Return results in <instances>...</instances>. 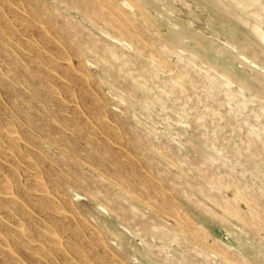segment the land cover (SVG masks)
<instances>
[{
  "label": "rangeland",
  "instance_id": "1",
  "mask_svg": "<svg viewBox=\"0 0 264 264\" xmlns=\"http://www.w3.org/2000/svg\"><path fill=\"white\" fill-rule=\"evenodd\" d=\"M3 1L0 0V125L3 126H0L3 132L0 133V242L5 241L0 244V264H264V229H260L264 223V193L261 192L264 191V143H261L264 141V0H123L120 4L116 0H97L99 6L105 2V7L104 3L100 7L93 5L91 0ZM113 3L119 4L118 7L123 5L120 9ZM108 4L111 6L106 9ZM124 4H129L131 8ZM36 14H39V22ZM108 15L113 16L115 21L117 19L116 23L120 22L121 27L115 25L114 19L110 20L112 18ZM123 17L130 23H126L128 26ZM10 23H13L12 26ZM22 31H26L25 34ZM92 34H95L96 40ZM76 39L79 41L76 42ZM97 40L100 45L97 44L99 47L96 48ZM75 46L80 48L78 52ZM36 55L39 59H36ZM58 56L64 58L57 59ZM167 64L171 67H167ZM98 110L105 117L97 114ZM214 112L215 115L212 114ZM76 126H79L78 129ZM116 127L119 131L115 130ZM90 129H93L92 132ZM246 134L251 137L247 138ZM125 135H128V139ZM257 137L259 140H256ZM126 140L129 143L126 144ZM55 142L61 144L56 145ZM259 143L262 146L259 147ZM8 147L11 149L8 150ZM162 149H167V152ZM258 150L263 152L260 154ZM77 156L79 163L75 160ZM149 162L153 168L147 164ZM202 167L211 170L208 171L210 176L203 173ZM197 168L201 169V173ZM117 172H121L118 173L120 176ZM217 176L222 180L218 181ZM19 177L21 179L18 181ZM91 177L97 178V182L94 179L93 184ZM150 182H153V186ZM195 182L198 183L193 189ZM172 183L180 185H175L176 191ZM184 183L187 187H184ZM198 184L204 188H201L203 194L199 192ZM205 188L211 190L210 193ZM181 193L186 194V199ZM208 193L213 195L207 197ZM253 193H256V198ZM245 194L247 197L249 195L250 200ZM188 195L190 198H187ZM258 195L262 198H258ZM152 196L160 199H153L155 197ZM252 199L260 202L256 204ZM153 204L157 207L154 208ZM230 207L234 214L229 211ZM205 208H209V211H205ZM157 212L160 214L157 215ZM220 215L226 219H221ZM256 216L263 222L257 220ZM186 218L191 222L185 221ZM196 224L199 226L196 227ZM198 228L202 231L199 235L197 233L201 231ZM259 229L262 231L258 232ZM95 231L99 235L96 236ZM49 237L55 238L54 242H50L53 239ZM196 239L201 243H195ZM204 239L207 240L203 242ZM206 244L209 246L206 247ZM225 246L228 250H224ZM217 247H220L221 253ZM17 258L21 262L17 263Z\"/></svg>",
  "mask_w": 264,
  "mask_h": 264
},
{
  "label": "bare ground",
  "instance_id": "2",
  "mask_svg": "<svg viewBox=\"0 0 264 264\" xmlns=\"http://www.w3.org/2000/svg\"><path fill=\"white\" fill-rule=\"evenodd\" d=\"M4 1H5V0H4ZM4 1H3V2H4ZM36 1H37V0H36ZM41 1H42V0H41ZM73 1H75V0H73ZM80 1H81V0H80ZM83 1H84V0H83ZM83 1H82V2H83ZM88 1H89V0H88ZM91 1H92L91 4L96 5L97 7H100V6L104 3L103 7H105V2H102V4L100 3V6H99V4H97V0H91ZM102 1H104V0H102ZM125 1H126V0H125ZM106 2L109 3L108 1H106ZM116 2H119V4H120V3H123V0H116ZM1 3H2V2H1ZM5 3H6V2H5ZM12 3H13V2H12ZM76 3H77V2H76ZM125 3H127V2H125ZM3 4H4V3H3ZM13 4H14V3H13ZM16 4H17V3H16ZM44 4H45V3H44ZM44 4H43V5H44ZM72 4H73V3H72ZM119 4L115 5V4L113 3V5H115L116 7H118ZM8 5H9V4H8ZM22 5H23V4H22ZM29 5H30V4H29ZM45 5H47V3H46ZM122 5H123V4H122ZM122 5H121L120 7H118V8L121 9ZM124 5H125V4H124ZM126 5H129V4H126ZM126 5H125V6H126ZM132 5H133V4H132ZM74 6H75V5H74ZM106 6H108V7L106 8V9H108V8L111 6V4H110V6H109V4L106 5ZM15 7H16V6H15ZM17 7H18V6H17ZM32 7H33V6H32ZM50 7H52V6H50ZM94 7H95V6H94ZM118 8H117V9H118ZM129 8H131L130 5H129ZM51 9H52V8H51ZM51 9H50V10H51ZM97 9H98V8H97ZM97 9H96V10H97ZM101 9H102V8H101ZM32 10H33V9H32ZM109 10H110V9H109ZM112 10H114V9L112 8V9H111V12H112ZM3 11H4V10H3ZM23 11H24V9H23ZM56 11H57V10H54V12H56ZM93 11H94V10H93ZM124 11H126V10H124ZM113 12H114V11H113ZM113 12H112V13H113ZM4 13H5V12H4ZM16 13H17V12H16ZM27 13H29V12H27ZM57 13H58V12H57ZM57 13H56V14H57ZM91 13H92V12H91ZM95 13H96V12H95ZM100 13H102V10L100 11ZM108 13H110V12H108ZM116 13H117V12H115L114 15H116ZM121 13H122V12H121ZM13 14H14V13H13ZM29 14H30V13H29ZM32 14H33V13H32ZM46 14H47V13H46ZM46 14H45V15H46ZM56 14H55V15H56ZM58 14H59V13H58ZM93 14H94V13H93ZM98 14H99V13H98ZM124 14H127V13L125 12ZM5 15H6V13H5ZM36 15L38 16L36 20L40 19V18H39V14H36ZM103 15H104V13H103ZM127 15H128V14H127ZM127 15H125V16H127ZM29 16H30V15H29ZM33 16H34V15H33ZM58 16H59V15H58ZM60 16H61V15H60ZM96 16H97V15H96ZM99 16H100V14H99ZM101 16H102V15H101ZM109 16H110V17H109ZM118 16L121 18V16H120L119 14H118ZM3 17H4V16H3ZM12 17H13V15H12ZM16 17L18 18L17 15H16L15 17H13V18L17 19ZM19 17H21V18L23 19L22 16H19ZM30 17H32V16H30ZM69 17H70V16H69ZM69 17H68V18H69ZM108 17H109V18H112V19H110V20H113V19H114L113 16H111V15H108ZM128 17H129V15H128ZM61 18H63V17H61ZM66 18H67V17H66ZM66 18H64V19H66ZM106 18H107V17H106ZM106 18H105V20H106ZM120 18H119V19H120ZM123 18H124V17H123ZM7 19H8V18H6V17L4 18V20H6V21H7ZM22 19H20V20L22 21ZM25 19H26V18H25ZM121 19H122V18H121ZM0 20H1V18H0ZM34 20H35V18H34ZM43 20H44V19L41 20V21H42L41 24H43ZM105 20H104V21H105ZM110 20H109V22H111ZM129 20H130V17H129ZM13 21H14V20H13ZM26 21H27V20H26ZM28 21H30V20H28ZM114 21H115V19L113 20V23L115 24L116 21H118V20L116 19V21H115V22H114ZM119 21H120V20H119ZM123 21H125V24H126V23H127V24L129 23L128 20H127L126 18H124ZM132 21H133V20H132ZM9 22H10V21H9ZM9 22H7V23H9ZM36 22H37V21H36ZM38 22H39V20H38ZM133 22H135V21H133ZM28 23H29V22H28ZM68 23H70V21H69ZM113 23H112L111 25H113V27H114V24H113ZM118 23H119V24H118ZM118 23H116L117 26L120 25V22H118ZM10 24H11V26H12L13 23H10ZM33 24L36 25L37 23L34 22ZM64 24H65V23H64ZM64 24H63V25H64ZM116 24H115V25H116ZM125 24H124V25H125ZM127 24H126V25H127ZM129 24H130V23H129ZM16 25H17V23H16ZM16 25H15V26H16ZM22 25H23V24H22ZM71 25H72V24H70V26H71ZM32 26H33V25H32ZM45 26H46V25H44V27H45ZM47 26H48V24H47ZM70 26H68V27H70ZM127 26H128V25H127ZM135 26H136V25H135ZM8 27H9V26H8ZM19 27H20V26H19ZM19 27H18V28H19ZM28 27H29V25H28ZM28 27L26 26V28H28ZM74 27H75V26H74ZM119 27H121V26H119ZM21 28H22V27H21ZM46 28H47V27H46ZM66 28H67V25H66ZM72 28H73V26H72ZM114 28H115V27H114ZM127 28H128V27H127ZM129 28H131V26H129ZM132 28H133V27H132ZM3 29H4V28H3ZM42 29H43V28H42ZM48 29H49V28H48ZM74 29H75V28H74ZM119 29H120V28H118V30H119ZM121 29H122V28H121ZM135 29H137V28H135ZM19 30H20V28H19ZM25 30H26V29H25ZM30 30H31V29H30ZM40 30H41V29H40ZM131 30H132V29H131ZM5 31H6V29H5ZM84 31H85V30H84ZM124 31H125V35H126V34H127V32H126L127 30L125 29ZM22 32H24V31H22ZM25 32H26V31H25ZM25 32H24L23 34H25ZM48 32H50V31L48 30ZM86 32H87V31H86ZM131 32H133V30H132ZM3 33H4V32H2V34H3ZM17 33H18V32H17ZM133 33H134V32H133ZM138 33H139V31H138ZM4 34H5V33H4ZM87 34H89V36L91 35V33H90L89 31H88ZM48 35H49V34H48ZM94 35H95V34H94ZM94 35L92 34V36H94ZM129 35H130V33H128V36H129ZM10 36H12V34H11ZM13 36H14V35H13ZM13 36H12V37H13ZM54 36H55V35H54ZM57 36H58V34H57ZM79 36H80V35H79ZM79 36H78V38H79ZM131 36H132V34H131ZM141 36L143 37L142 34H141ZM8 37H9V36H8ZM45 37H46V35H45ZM50 37H51V36H50ZM76 37H77V36H75L73 40H75ZM90 37H91V36H90ZM90 37H89V38H90ZM132 37H133V36H132ZM60 38H61V37H60ZM93 38H95V36H94ZM93 38H92V39H93ZM97 38H98V36H97ZM134 38H135V37H134ZM10 39H11V38H10ZM33 39H34V38H33ZM48 39H49V38H48ZM58 39H59V38H58ZM58 39H57V40H58ZM81 39H82V37L80 36V40H81ZM92 39H91V40H92ZM126 39H127V38H126ZM136 39H137V38H136ZM28 40H29V39H28ZM30 40H31V39H30ZM95 40H96V38H95ZM128 40H130V38H129ZM17 41H18V40H17ZM17 41H15V42L17 43ZM52 41H53V40H52ZM58 41H59V40H58ZM58 41H57V42H58ZM60 41H61V40H60ZM77 41H79V39H78V40L76 39V42H77ZM81 41H82V40H81ZM89 41H90V40H89ZM93 41H94V40H93ZM151 41H152V40H151ZM87 42H88V41H87ZM96 42H97V43H95V44H96L95 47L97 48V46L100 45V44H98L100 41L97 40ZM146 42H147V41H146ZM18 43H19V42H18ZM49 43H50V42H49ZM60 43H61V42H60ZM60 43H59V44H60ZM80 43H81V42H80ZM80 43H79V44H80ZM101 43L103 44V42H101ZM7 44H8V43H7ZM9 44H10V43H9ZM20 44H21V43H20ZM22 44H23V43H22ZM29 44H30V43H29ZM72 44H73V42H72ZM92 44H93V43H92ZM97 44H98V45H97ZM150 44H151V43H150ZM26 45H28V43H27ZM26 45H25V46H26ZM60 45H61V44H60ZM73 45H74V44H73ZM86 45H87V44H86ZM151 45H152V44H151ZM76 46H77V44H76ZM76 46H75V47H76ZM184 46H185V45H184ZM4 47H5V46H4ZM20 47H21V46H20ZM98 47H99V46H98ZM109 47H112V46H109ZM109 47H108V48H109ZM129 47H130V46H129ZM153 47H155V46H153ZM6 48H7V46H6ZM36 48H37V47H36ZM62 48H63V43H62ZM62 48H61V50H63ZM70 48H71V45H70ZM102 48H103V47H101V49H102ZM136 48H137V44H136ZM31 49H32V47H31ZM92 49H93V45H92ZM148 49H149V48H148ZM156 49H157V48H156ZM42 50H43V48H42ZM61 50H60V51H61ZM64 50H65V49H64ZM76 50H77V52H78V51L80 50V48L77 49V47H76ZM94 50H95V49H94ZM139 50H140V49H139ZM26 51H27V50H26ZM29 51H30V49H29ZM69 51H70V49H69ZM99 51H100V50H99ZM105 51H106V50L104 49V52H105ZM66 52H67V51H66ZM75 52H76V51H75ZM96 52H97V51H96ZM151 52H152V50H151ZM151 52H150V53H151ZM158 52H159V51H158ZM31 53H32V52H31ZM39 53H40V52H39ZM39 53H38V56H39ZM61 53H63V52H61ZM61 53H60V54H61ZM70 53H72V50H71ZM70 53H69V54H70ZM50 54H51V53H50ZM58 54H59V53H58ZM58 54H57V55H58ZM60 54H59V55H60ZM104 54H105V53H104ZM104 54H103V55H104ZM154 54H155V53H154ZM15 55H16V54H15ZM62 55H63V54H62ZM62 55H61V56H62ZM65 55H66V54H65ZM65 55H63V56H65ZM38 56H37V55L35 56L36 59H37ZM51 56H52V55H51ZM68 56H69V55H68ZM80 56H81V55H80ZM80 56H77V57H78V58H81ZM41 57H42V56H41ZM53 57H54V56H53ZM101 57H102V55H101ZM152 57H153V58H156V57H154V56H152ZM29 58H30V57H29ZM58 58H60V59L62 58V59H63L64 57H59V56H58L57 59H58ZM69 58H70V56H69ZM69 58H68V59H69ZM103 58H104V57H103ZM36 59H34V61H38V60H36ZM38 59H39V57H38ZM65 59H66V58H65ZM30 60H33V59H30ZM44 60H45V59H44ZM49 60H50V59H49ZM106 60L109 61L110 59L108 60V59H107V56H106ZM161 60H162V59H161ZM3 61H4V60H3ZM16 61H17V60H16ZM46 61L48 62V59H47ZM63 61H64V60H63ZM19 62H20V61H19ZM32 62H33V61H32ZM47 62H45V63H47ZM50 62H52V60H51ZM81 62H82V59H81ZM160 62H161V61H160ZM170 62H171V61H170ZM3 63H4V62H3ZM36 63H37V62H36ZM41 63H42V62H41ZM109 63H110V62H109ZM30 64H31V63H30ZM32 64H33V63H32ZM49 64L53 65V64H55V63H49ZM79 64H80V63H79ZM79 64H78V65H79ZM81 64H82V63H81ZM161 64H163V61H162ZM171 64H172V63H171ZM42 65H43V63H42ZM51 65H50V66H51ZM67 65H68V64H67ZM126 65H127V64H126ZM164 65H165V63H164ZM168 66H170V65L167 64V67H168ZM55 67H56V65H55ZM65 67H66V66H65ZM65 67H64V68H65ZM71 67H72V66H71ZM73 67H74V66H73ZM79 67H81V66H79ZM170 67H171V66H170ZM60 68H61V67H60ZM62 68H63V67H62ZM69 68H70V67H68L67 69H69ZM88 68H89V67H88ZM26 69H27V68H26ZM51 69H53V66H52ZM77 69H78V68H77ZM84 69H85V68H84ZM14 70H15V68H14ZM16 70H17V68H16ZM53 70H54V69H53ZM53 70H52V71H53ZM55 70H56V68H55ZM64 70H66V69H64ZM64 70H63V71H64ZM78 70H80V69H78ZM31 71H32V69H31ZM66 71H67V70H66ZM69 71H70V70H69ZM76 71H77V70H76ZM86 71H87V70H85V72H86ZM11 72H12V69H10V73H9V74H11ZM85 72H83V73H85ZM27 73L29 74V72H27ZM38 73H39V72H38ZM38 73H37V74H38ZM67 73H69V72L67 71ZM33 74H34V72H33L31 75H33ZM41 74H42V73H41ZM41 74H40V75H41ZM65 74H66V73H65ZM31 75H30V76H31ZM63 75H64V74H63ZM82 75H83V74H82ZM91 76H93V74H91ZM8 77H9V75H8ZM23 77H24V76H23ZM40 77H41V76H40ZM67 77H68V76H67ZM87 77H88V76H87ZM32 78H35V77H32ZM46 78H48V77L46 76ZM88 78H89V77H88ZM90 78H91V77H90ZM90 78H89V79H90ZM94 78H95V77H94ZM138 78H139V77H138ZM38 79H39V78H38ZM10 80H11V79H10ZM18 80H19V79H18ZM53 80H54V79H53ZM65 80H66V78H65ZM79 80H80V78H79ZM84 80H86V79H84ZM90 80H91V79H90ZM92 80H93V79H92ZM216 80H217V79H216ZM67 81H68V79H67ZM68 82H69V81H68ZM93 82H94V81H92V83H93ZM16 83H18V82H16ZM19 83H20V82H19ZM98 83H99V82H98ZM25 84H26V83H25ZM85 84H86V83H85ZM87 84H88V82H87ZM203 84H204V83H203ZM17 85H18V84H17ZM203 86H204V85H203ZM70 87H71V86H70ZM88 87H89V86H88ZM96 87H97V86H96ZM40 88H41V87H40ZM80 88H81V87H80ZM97 88H98V87H97ZM53 89H54V88H53ZM53 89H52V90H53ZM67 89H68V88H67ZM71 89H74V88H71ZM81 89H82V88H81ZM88 89H89V88H88ZM100 89H101V88H100ZM28 90H30V87L28 88ZM49 90H51V89H49ZM52 90H51V91H52ZM58 91H59V90H58ZM84 92H85V91H84ZM54 93H55V92H53V94H54ZM69 93H70V90H69ZM69 93H68V94H69ZM72 93H74V92H72ZM195 94H196V92H195ZM70 95H71V94H70ZM72 95H73V94H72ZM94 96H95V95H94ZM103 96H104V94H103ZM192 96H194V95H192ZM35 97H36V96H35ZM51 97H52V96H51ZM71 97H72V96H71ZM96 97H97V96H96ZM96 97H95V99H96ZM98 98H99V97H98ZM99 99L101 100V98H99ZM65 100H66V99H65ZM72 100H73V98H72ZM243 100H244V99H243ZM40 101H41V100H40ZM109 101H110V100H109ZM97 102H98V101H97ZM97 102H96V103H97ZM40 103H41V102H40ZM43 104H44V103H43ZM75 104H76V103H75ZM103 104H104V103H103ZM103 104H102V105H103ZM47 105H48V104H47ZM60 105H61V104H60ZM77 105H78V104H77ZM103 106H104V105H103ZM107 106H108V104H107ZM107 106H106V107H107ZM10 107H11V106H10ZM52 108H53V107H52ZM8 109H9V108H8ZM62 109H63V107H62ZM64 109H65V108H64ZM85 109H86V108H85ZM102 109H103V107H102ZM5 110H6V109H5ZM9 110H10V109H9ZM30 110H31V108H30ZM48 110H49V109H48ZM99 110H100V112H102L101 109H99ZM99 110L96 112L97 114L99 113ZM210 110H212V109H211V108L209 109V113H210ZM7 111H8V110H7ZM26 111H27V110H26ZM110 111H111V110H109V112H110ZM49 112H52V111L49 110ZM53 112H54V111H53ZM66 112H67V111H66ZM93 112H94V111H93ZM111 112H112V111H111ZM17 113H18V112H17ZM17 113H15V114H17ZM104 113H105V112H104ZM29 114H30V113H29ZM82 114H83V113H82ZM212 114L215 115V112L212 113ZM212 114H211V115H212ZM42 115H43V114H42ZM76 115L80 116L79 114H76ZM99 115H100V113H99ZM28 116H29V115H28ZM28 116H27V117H28ZM52 116H53V115H52ZM88 116H89V115H88ZM100 116H102V115H100ZM100 116H99V117H100ZM103 116H104V115H103ZM103 116H102V117H103ZM216 116H217V112H216ZM218 116H219V114H218ZM12 117H13V116H12ZM27 117H25V119H26ZM29 117H30V116H29ZM104 117H105V116H104ZM211 117H212V116H211ZM56 118H58V117H55L54 119H56ZM198 118H199V117H198ZM202 118H203V117H202ZM11 119H12V118H11ZM11 119H10V120H11ZM74 119H75V118H74ZM211 119H212V118H211ZM216 119H217V118H216ZM15 120H16V118H15ZM15 120H14V121H15ZM52 120H53V119H52ZM116 120H117V119H116ZM219 120H220V119H219ZM219 120H218V122H219ZM221 120H222V119H221ZM11 121H13V120H11ZM28 121H29V118H28ZM53 121H54V120H53ZM47 122H48V121H47ZM78 122H79V121H78ZM91 122H92V121H91ZM98 122H99V121H98ZM98 122H97V123H98ZM61 123H62V122H61ZM112 123H113V122H112ZM115 123H116V125H117V122H115ZM118 123H119V122H118ZM227 123H228V122H227ZM10 124H12V123L10 122ZM10 124H9V125H10ZM28 124H29V122H28ZM67 124H68V123H67ZM82 124H83V123H82ZM101 124H102V121L100 122V126H101ZM13 125H14V123H13ZM19 125H20V124H19ZM29 125H30V124H29ZM32 125H33V124H32ZM84 125L86 126V124H84ZM97 125H98V124H97ZM120 125H121V124H120ZM0 126H1V125H0ZM135 126H136V125H135ZM230 126H231V125H230ZM1 127H3V126H1ZM27 127H28V126H27ZM29 127H30V126H29ZM77 127H79V126H76V128H77ZM80 127H81V126H80ZM102 127H103V125H102ZM107 127H108V126H107ZM109 127H110V126H109ZM109 127H108V128H109ZM6 128H7V125H6ZM10 128H11V127H10ZM31 128H32V127H30V129H31ZM46 128H47V127H46ZM87 128H88V127H86V129H87ZM12 129H14V128H12ZM38 129H39V128H38ZM77 129H78V128H77ZM79 129H80V128H79ZM98 129H99V128H98ZM111 129H112V128H111ZM20 130H21V129H19V132H20ZM66 130L68 131L69 129L66 127ZM72 130H73V129H72ZM81 130H82V129H81ZM81 130H80V132L83 131V130H82V131H81ZM90 130H91V129H90ZM92 130H93V129H92ZM92 130H91V132H92ZM115 130H116V131L118 130L117 127H116ZM122 130H123V129H122ZM7 131H8V130H7ZM14 131H15V129L13 130V132H14ZM74 131H75V130H74ZM77 131H78V130H77ZM95 131H96V130H95ZM104 131H105V130H104ZM110 131H111V130H110ZM113 131H114V129H113ZM118 131H119V130H118ZM11 132H12V131H11ZM19 132H18V133H19ZM39 132H40V131H39ZM70 132H71V131H70ZM72 132H73V131H72ZM72 132H71V133H72ZM75 132H76V131H75ZM80 132H79V136H80ZM91 132H90V133H91ZM97 132H98V131H97ZM0 133H1V131H0ZM2 133H3V132H2ZM2 133H1V134H2ZM77 133H78V132H77ZM87 133H88V132H87ZM94 133H95V132H94ZM113 133H114V132H113ZM125 133H126V132H125ZM15 134H16V133H15ZM23 134H24V133H23ZM114 134H115V133H114ZM117 134H118V133H117ZM119 134H120V133H119ZM247 134H248V133H247ZM247 134H246V135H247ZM263 134H264V133H263ZM48 135H49V134H48ZM101 135H102V134H101ZM120 135H121V134H120ZM136 135H137V134H136ZM50 136H51V135H50ZM122 136H123V135H122ZM122 136H121V137H122ZM125 136H127L126 139H128V135H125ZM247 136H248V135H247ZM247 136H246V137H247ZM6 137H8V136L6 135ZM10 137H11V136H10ZM33 137H34V136H33ZM94 137H95V136H94ZM116 137H117V136H116ZM133 137H134V136H133ZM136 137H137V136H136ZM138 137H139V136H138ZM249 137H251V135H249L247 138H249ZM8 138H9V137H8ZM8 138H7V139H8ZM46 138H47V137H45V138H43V139H46ZM55 138H57V140L59 141V139H58L57 136H56ZM86 138H87V137H86ZM255 138H256V137H255ZM255 138H254V139H255ZM0 139H2V138H0ZM16 139H17V138H16ZM16 139H14V140H16ZM18 139H19V137H18ZM31 139H32V135H31ZM89 139H91V138H89ZM116 139H117V138H116ZM116 139H115V140H116ZM137 139H138V138H137ZM230 139H231V138H230ZM251 139H252V138H251ZM12 140H13V139H12ZM36 140H37V139H36ZM86 140H87V139H85V141H86ZM91 140H92V139H91ZM113 140H114V139H113ZM118 140H119V139H118ZM139 140L141 141L142 139L140 138ZM144 140H145V139H144ZM252 140H253V139H252ZM256 140H259L258 137H257ZM256 140H254V142H255ZM0 141H1V140H0ZM17 141H18V140H17ZM25 141H26V140H25ZM25 141H24V142H25ZM93 141H94V140H92V142H93ZM98 141H99V140H98ZM107 141H108V140H107ZM126 141H127V140H126ZM128 141L130 142V139H129ZM128 141L126 142V144L129 143ZM136 141H137V140H136ZM260 141H261V140H260ZM14 142H16V141H14ZM18 142H19V141H18ZM38 142H39V141H38ZM41 142H42V141H41ZM59 142H61V141H59ZM88 142H89V140H88ZM113 142H114V141H113ZM115 142H116V141H115ZM119 142H120V140H119ZM121 142H123V141H121ZM137 142H138V141H137ZM147 142H148V141H147ZM249 142H250V140H249ZM254 142H253V143H254ZM19 143H20V142H19ZM29 143H30V142H29ZM29 143H28V144H29ZM68 143H69V142H68ZM98 143H99V142H97V145H99ZM250 143H251V142H250ZM261 143L263 144L264 141H263V142L261 141ZM55 144H56V145H59V144H61V143H58V144H57V142H55ZM90 144H91V143H90ZM119 144H120V143H119ZM134 144H135V141L133 142L132 145H134ZM140 144H142V143H140ZM144 144H145V143H144ZM148 144H149V142H148ZM254 144H255V143H254ZM257 144H258V143H257ZM262 144L259 143V147L262 146ZM3 145H4V144H3ZM10 145H12V144H10ZM14 145H15V144H14ZM14 145H13L12 147H14ZM31 145H33L32 142H31ZM31 145H30V146H31ZM117 145H118V144H117ZM124 145H125V144H124ZM128 145H129V144H128ZM128 145H127V147H128ZM145 145H146V144H145ZM150 145H151V144H150ZM152 145H154V144H153V141H152ZM263 145H264V144H263ZM7 146H8V145H7ZM61 146H63V145H61ZM70 146H71V145H70ZM108 146H109V149H110V145H108ZM119 146H120V145H119ZM122 146H123V145L121 144L120 147H122ZM125 146H126V145H125ZM9 147H11V146H9ZM9 147H8V148H9ZM12 147H11V148H12ZM63 147H64V146H63ZM72 147H74V146H72ZM104 147H106V146H104ZM152 147H154V146H152ZM160 147H161V146H159V148H160ZM262 147L264 148V146H262ZM11 148H9L8 150H10ZM16 148H17V147L15 146V149H16ZM24 148H25V147H24ZM34 148H36V147L34 146ZM96 148H97V147H96ZM107 148H108V147H107ZM164 148H165V146H164ZM1 149H2V148H1ZM4 149H5V148H4ZM13 149H14V148H13ZM18 149H19V147H18ZM68 149H69V148H68ZM68 149H67V150H68ZM126 149H128V148H126ZM129 149H130V147H129ZM138 149H139V148H138ZM156 149H157V147H156ZM40 150H41V149H40ZM43 150H44V152H46L45 149H43ZM159 150H160V149H159ZM166 150H167V149H166ZM166 150L163 151V149H162L163 152H165ZM169 150H170V148H169ZM20 151H21V150H20ZM25 151H26V148H25ZM47 151H49V150H47ZM111 151H112V150H111ZM157 151H158V150H157ZM258 151H259V150H258ZM16 152H17V151H16ZM23 152H24V151H23ZM40 152H41V151H40ZM71 152H73V151H71ZM90 152H92V151H90ZM90 152H89V153H90ZM100 152H101V151H100ZM117 152H118V151H117ZM117 152H116V154L119 153V152H118V153H117ZM127 152H128V151H127ZM166 152H167V151H166ZM259 152H260V151H259ZM262 152H263V151H262ZM262 152H260V154H261ZM1 153H2V151H1ZM3 153H4V152H3ZM24 153H25V152H24ZM24 153H23V154H24ZM28 153H29V152H28ZM103 153H104V152H103ZM105 153H106V155H107V152H105ZM169 153L171 154V152H169ZM21 154H22V152H21ZM26 154H27V151H26ZM46 154H47V153H46ZM76 154H77V153H76ZM95 154H96V153H95ZM109 154H110V153H109ZM130 154H131V151H130ZM134 154H135V153H134ZM161 154H162V153H161ZM2 155H4V154H2ZM19 155H20V153H19ZM27 155H29V157H30V153L27 154ZM54 155H55V154H54ZM54 155H53V156H54ZM89 155H90V154H89ZM100 155L102 156L101 153H100ZM131 155H132V154H131ZM136 155H137V154H136ZM164 155H165V154H164ZM168 155H169V154H168ZM263 155H264V154H263ZM5 156H7V155H5ZM11 156H12V155H11ZM20 156H21V155H20ZM53 156H52V157H53ZM68 156H69V153H68ZM103 156H104V154H103ZM137 156H139V155H137ZM170 156H171V155H170ZM46 157H47V156H46ZM88 157H89V156H88ZM139 157H140V156H139ZM171 157L173 158V155H172ZM171 157H169V158H171ZM8 158H9V157H8ZM14 158H15V157H14ZM44 158H45V157H44ZM68 158H69V157H68ZM77 158H78V156H77L76 159H75L76 161H77ZM122 158H123V157H122ZM6 159H7V158H6ZM6 159H5V160H6ZM63 159H64V158H63ZM63 159H62V160H63ZM141 159H142V157H141ZM141 159H140V160H141ZM173 159H174V158H173ZM173 159H172V160H173ZM5 160H4V162H5ZM49 160H50V159H49ZM71 160H73L72 157H71ZM75 160H74V162H75ZM106 160H107V156H106ZM127 160H128V159H127ZM33 161H34V160H33ZM33 161H32V162H33ZM54 161H55V160H54ZM56 161H57V160H56ZM64 161H66V160L64 159ZM110 161H111V160H110ZM173 161H174V160H173ZM32 162H30V163H32ZM49 162H50V161H49ZM77 162L79 163V161H77ZM141 162H142V160H141ZM33 163H35V162H33ZM36 163H37V162H36ZM52 163H53V162H52ZM129 163H132V161H131V162L129 161ZM136 163H137V162H136ZM136 163H135V164H136ZM143 163H144V162H143ZM11 164H12V163H11ZM57 164H58V162H57ZM86 164H87V163H86ZM113 164L116 165L117 163H116V164L113 163ZM147 164H151V163L149 162V163H147ZM176 164H177V163H176ZM12 165H13V164H12ZM14 165H16V167H17V164H14ZM34 165H35V164H34ZM42 165H43V164H42ZM42 165H41V166H42ZM91 165H92V164H91ZM91 165H90V166H91ZM132 165H134V163H133ZM179 165H180V164H179ZM179 165H178V166H179ZM78 166L81 167L80 164H79ZM118 166H119V165H118ZM139 166H141V165H139ZM149 166H152V164L149 165ZM203 166L205 167V165H203ZM59 167H60V166H59ZM70 167H71V166H70ZM80 167H79V168H80ZM92 167H93V166H92ZM115 167H116V170H118L117 166H115ZM115 167H114V168H115ZM141 167H142V166H141ZM181 167H182V165H181ZM181 167H179V168H181ZM29 168H30V167H29ZM29 168H28V169H29ZM42 168H43V166H42ZM63 168H64V167H63ZM81 168H82V167H81ZM138 168H139V167H138ZM152 168H153V166H152ZM152 168H151V169H152ZM202 168H203V167H202ZM0 169H1V168H0ZM18 169H19V167L17 168V170H18ZM66 169H67V168H66ZM140 169H142V168H140ZM181 169H183V167H182ZM198 169H199V168H197V171H198ZM211 169H212V168H211ZM1 170H2V169H1ZM1 170H0V172H2ZM14 170H15V169H14ZM30 170H31V169H30ZM34 170H38V168H37V169H34ZM68 170H69V169H68ZM68 170H66V171L69 172ZM120 170H121V169H120ZM195 170H196V169H195ZM200 170H201V169H199V172H200ZM203 170H204V168H203ZM3 171H4V170H3ZM40 171H41V170H40ZM70 171H71V170H70ZM82 171H83V170H82ZM99 171H101V170H99ZM204 171H205V172H208V171H211V170H207V169H205ZM23 172H24V171H23ZM26 172H27V171H26ZM44 172H45V170H44ZM96 172H97V171H96ZM106 172H107V171H106ZM115 172H116V171H115ZM121 172H122V171H121ZM121 172H117L116 174L118 175V173H121ZM125 172H127V171H125ZM151 172H152V171H151ZM151 172H149V174H150ZM187 172H188V171H187ZM190 172H192V171H190ZM199 172H198V173H199ZM205 172H203V173H204V174H207V177H208L209 172H208V173H205ZM15 173H17V172H15ZM15 173H13V174H15ZM36 173H38V172H36ZM40 173H41V172H40ZM60 173H61V172H60ZM70 173H71V172H70ZM88 173H89V172H88ZM102 173H103V171H102ZM107 173H109V172H107ZM185 173H186V172H185ZM200 173H201V172H200ZM3 174H4V173H3ZM7 174H8V173H6V175H7ZM38 174H39V173H38ZM65 174H66V172H65ZM103 174H104V173H103ZM105 174H106V173H105ZM110 174H112V173H110ZM132 174H133V171H132ZM153 174H154V173H153ZM160 174H161V173H160ZM160 174H159V176H160ZM187 174H188V173H187ZM204 174H203V175H204ZM16 175H17V174H16ZM31 175H32V174H31ZM62 175H63V174H62ZM89 175H90V174H88V176H89ZM107 175H108V174H106V176H107ZM126 175H129V174H126ZM135 175L138 176L137 174H135ZM214 175H215V174H214ZM19 176H20V175H19ZM40 176H41V174H40ZM69 176H70V175H69ZM90 176H92V175H90ZM109 176H111V175H109ZM114 176H115V174H114ZM118 176H120V175H118ZM144 176H145V175H144ZM150 176H151V175H150ZM154 176H155V178H156V175H155V174H154ZM159 176H158V177H159ZM185 176H186V175H185ZM209 176H210V175H209ZM223 176H224V174H223ZM229 176H230V175H229ZM33 177H34V176H33ZM37 177H38V176H37ZM126 177H127V176H126ZM126 177H125V178H126ZM130 177L133 178V176H130ZM152 177H153V176H152ZM174 177H176V175H175ZM177 177H178V176H177ZM204 177H205V175H204ZM214 177H215V176H214ZM217 177H218V176H217ZM220 177H221V176H220ZM4 178H5V176H4ZM8 178H9V177H8ZM17 178H18V176H17ZM92 178H93V177H91V179H92ZM112 178H113V176H112ZM121 178H122V177H121ZM128 178H129V177H128ZM132 178H131V179H132ZM143 178L145 179V177H143ZM161 178H162V177H161ZM190 178H191V177H190ZM190 178H189V179H190ZM193 178H194V176H193ZM193 178L191 179V181H193ZM212 178H213V177H212ZM212 178H211V179H212ZM218 178H219V177H218ZM227 178H231V177H226V179H227ZM20 179H21V178L19 177L18 181H19ZM28 179H29V178H28ZM36 179H38V178H36ZM40 179H41V178H40ZM75 179L77 180V177H76ZM82 179H83V178H82ZM94 179H95V181H96L97 178H93L92 181H93ZM114 179L116 180V177H115ZM114 179H113V180H114ZM129 179H130V178H129ZM129 179H128V180H129ZM141 179H142V178H140V181H141ZM150 179H151V178H150ZM177 179H178V178H177ZM179 179H181V178H179ZM196 179H197V178H196ZM216 179H217V178H216ZM223 179H224V177H223ZM9 180H11V179H9ZM9 180H8V181H9ZM56 180H57V179H56V177H55V181H56ZM73 180H74V179H73ZM76 180H75V182H76ZM122 180H123V178H122ZM147 180H148V179H147ZM151 180H152V179H151ZM157 180L161 181V179H157ZM219 180H220V178L218 179V181H219ZM221 180H222V178H221ZM221 180H220V181H221ZM229 180H230V179H229ZM6 181H7V179H6ZM78 181H79V179H78ZM78 181H77V182H78ZM109 181H110V180H109ZM126 181H127V180H126ZM126 181H125V182H126ZM145 181H146V180H145ZM145 181H144V182H145ZM225 181H227V180H225ZM232 181H234V180H233V179L231 180V184H232ZM11 182H13V181H11ZM14 182H16V181H14ZM82 182H83V181H82ZM84 182H85V180H84ZM96 182H97V181H96ZM123 182H124V181H123ZM142 182H143V181H142ZM153 182H154V180H153ZM153 182H150V183H152V184H151L152 186H153ZM164 182H165V181H164ZM182 182H184V180H183ZM193 182H194V181H193ZM223 182H224V180H223ZM229 182H230V181H228V183H229ZM237 182H238V181H237ZM4 183H5V182H4ZM38 183H39V182H38ZM94 183H95V182L93 181V184H94ZM117 183H118V182H117ZM133 183H134V182H133ZM148 183H149V182H148ZM170 183H171V182H170ZM190 183H192V182H190ZM196 183H198V182H195V183H194V184H195V186H193L194 188L191 186L193 189H195V187L197 186ZM6 184H7V183H6ZM14 184H15V188H16V183H14ZM17 184H18V183H17ZM29 184H30V183H29ZM49 184L51 185V184H53V183H49ZM78 184L80 185V181H79ZM81 184L84 185L85 183H81ZM115 184H116V183H115ZM115 184H114V185H115ZM126 184H127V183H125L124 185H126ZM174 184H175V183H174ZM181 184H182V183H181ZM186 184H187V182H186ZM192 184H193V183H192ZM221 184H222V183H221ZM231 184H229V185L231 186ZM238 184H239V182H238ZM245 184H246V183H245ZM245 184H244V185H245ZM8 185H9V184H8ZM23 185H24V184H23ZM54 185H55V182H54ZM85 185H86V184H85ZM89 185H90V184H89ZM116 185H118V184H116ZM119 185H120V184H119ZM119 185H118V186H119ZM128 185H129V184H128ZM130 185H131V184H130ZM138 185H139V183H138ZM141 185H142V184H141ZM148 185H149V184H148ZM172 185H173V183H172ZM172 185L170 184L171 188H172ZM175 185H177V184H175ZM175 185H173V190L175 189ZM189 185H190V184H189ZM198 185H199V184H198ZM227 185H228V184H226L225 187H227ZM21 186H22V185H21ZM24 186H25V185H24ZM33 186H35V184H34ZM57 186H58V185H57ZM61 186H62V185H61ZM68 186H69V185H68ZM81 186H82V185H81ZM120 186H121V185H120ZM142 186H143V185H142ZM145 186H146V184H145ZM177 186L179 187L180 185H177ZM177 186H176V188H178ZM182 186H183V184H182ZM185 186H186V185H185V183H184V187H185ZM199 186H200V187H199ZM199 186H198V187L200 188V189H199V190H200L199 192L202 193L201 188H202V190H204V188L201 187V185H199ZM0 187H2V186H0ZM6 187H7V186H6ZM8 187H9V186H8ZM19 187H20V184H19ZM30 187H31V186H30ZM39 187H40V185H39ZM90 187H91V186H90ZM115 187H116V186H115ZM122 187H123V186H122ZM131 187L133 188L132 185H131ZM131 187H130V188H131ZM136 187H137V185H136ZM148 187H149V186H148ZM157 187H158V186H157ZM159 187H161V186L159 185ZM186 187H187V186H186ZM188 187H190V186H188ZM198 187H197V188H198ZM234 187H235V186H234ZM239 187H240V186H239ZM245 187H247V186H245ZM3 188H4V187H3ZM27 188H28V186H27ZM32 188H34V187H32ZM32 188H31V189H32ZM55 188H56V187H55ZM55 188H54V189H55ZM95 188H96V187H95ZM103 188H104V187H103ZM132 188H131L130 192H132ZM146 188H147V187H146ZM155 188H156V187H155ZM163 188H164V187H163ZM192 188H190V189H192ZM252 188H253V187H252ZM28 189H30V188H28ZM54 189H53V190H54ZM61 189H62V188H61ZM69 189L71 190L72 188L69 187ZM88 189H89V188H88ZM104 189H105V188H104ZM119 189H120V188H119ZM123 189H124V188H123ZM128 189H129V187H128ZM152 189L154 190V187H153ZM160 189H162V188H160ZM179 189H180V188H179ZM183 189H184V188H183ZM205 189H206V188H205ZM212 189H213V188H212ZM3 190H4V189H3ZM3 190H2V191H3ZM41 190H42V189H41ZM53 190H52V191H53ZM57 190H59V189L57 188ZM63 190L65 191V189H63ZM125 190H126V189H125ZM133 190H136V188H135V189L133 188ZM147 190H148V188H147ZM165 190H167V188H165ZM170 190H171V189H170ZM170 190H169V191H170ZM173 190H172V191H173ZM185 190H186V189H185ZM241 190H242V189H241ZM248 190H249V189H248ZM253 190H254V189H253ZM2 191H1V192H2ZM4 191H6V188H5ZM38 191L40 192L39 188H38ZM38 191H37V192H38ZM54 191H56V189H55ZM64 191H63V192H64ZM85 191H86V189H85ZM127 191H128V190H127ZM155 191H156V189H155ZM175 191H176V189H175ZM196 191H197V190H196ZM206 191H208V189H206ZM206 191H205V192H206ZM210 191H211V190H210ZM210 191H208V192L210 193ZM235 191H236V190H235ZM43 192H44V191H43ZM46 192H47V191H46ZM87 192H88V190H87ZM89 192H90V191H89ZM133 192H134V191H133ZM138 192H139V191H137V194H138ZM158 192H159V191H158ZM162 192H165V191H162ZM173 192H174V191H173ZM181 192H183V191L181 190ZM197 192H198V191H197ZM251 192H252V191H251ZM254 192H255V191H254ZM261 192H262V194L264 193L263 190H262ZM5 193H6V192H5ZM5 193H4V195H5ZM8 193H9V192H8ZM8 193H7V194H8ZM67 193H68V191H67ZM90 193H91V192H90ZM105 193H106V191H105ZM105 193H104V194H105ZM107 193H108V192H107ZM109 193H110V192H109ZM140 193H141V192H140ZM156 193H157V191L155 192V194H156ZM170 193H171V191H170ZM183 193H184V192H183ZM185 193H186V192H185ZM201 193H200V194H201ZM209 193H208V195H209ZM9 194H10V193H9ZM9 194H8V195H9ZM11 194H12V193H11ZM11 194H10V195H11ZM51 194H52V196H53V193H51ZM59 194H60V193H59ZM61 194H62V193H61ZM141 194H142V193H141ZM158 194H159V193H158ZM166 194H167V193H166ZM181 194H182V193H181ZM181 194H180V195H181ZM202 194H203V193H202ZM246 194H247V193H246ZM246 194H245V196H246ZM253 194L255 195V198H256V196H257L256 193H253ZM15 195H17V194H15ZM64 195L66 196L65 193H64ZM68 195H69V196H68V197H69V200H71V199H70V198H71V197H70V194H68ZM139 195H140V194H138V197L141 196V195H140V196H139ZM150 195H151V194H150ZM156 195H157V194H156ZM160 195H161V194H160ZM182 195H183V194H182ZM185 195H186V194H185ZM185 195H183V196H184V198L186 199ZM208 195H206V196H207V197H211L213 194H211V195H209V196H208ZM217 195H218V194H217ZM93 196H95V195H93ZM117 196H118V195H117ZM158 196H159V195H158ZM169 196H171V195L169 194ZM188 196H189V197H187V198H190V195H188ZM258 196H259L258 198H260V197L262 198V196H260V195H258ZM263 196H264V195H263ZM17 197H18V196H17ZM133 197H134V196H133ZM148 197H149V196H148ZM152 197H155V198H153V199H156V198H157V199H160V198L157 197V196H152ZM152 197H151V198H152ZM164 197H165V196H164ZM220 197H221V195H220ZM241 197H242V196H240V198H241ZM248 197H249V195H248ZM248 197L246 196L247 200H250V197H249V199H248ZM21 198H22V197L20 196V200H21ZM42 198H43V197H42ZM172 198H173V197H172ZM229 198H230V197H229ZM229 198H226V199H229ZM238 198H239V195H238ZM134 199H135V198H134ZM137 199H138V198H137ZM139 199H140V198H139ZM143 199H144V197H143ZM143 199H142V200H143ZM153 199H152V200H153ZM157 199H156V200H157ZM173 199H174V198H173ZM213 199H215V195H214ZM221 199H222V198H221ZM231 199H232V197H231ZM231 199H229V200H231ZM253 199H254V198H253ZM253 199H252L251 201H253ZM11 200H12V199H11ZM22 200H23V199H22ZM39 200H40V199H39ZM135 200H136V199H135ZM147 200H148V199H147ZM174 200H175V199H174ZM189 200H190V199H189ZM194 200H195V199H194ZM222 200H224V199H222ZM242 200H243V201H246V200H244V198H242ZM44 201H45V199H44ZM139 201H140V200H139ZM144 201H146V200H144ZM160 201H161V200H160ZM160 201H159V203H160ZM164 201H165V200H164ZM164 201H161V202H164ZM190 201H191V200H190ZM214 201L216 202V199H215ZM15 202H16V200H15ZM24 202H25V199H24ZM45 202H46V201H45ZM59 202H60V201H59ZM63 202H66V201H63ZM151 202H152V201H151ZM151 202H150V204H151ZM165 202H166V201H165ZM167 202H169V201H167ZM176 202H177V201H176ZM191 202H192V201H191ZM191 202H190V203H191ZM197 202H198V201H197ZM246 202H247V201H246ZM253 202L257 204V203H259L260 201H259V202H258V201H257V202L253 201ZM33 203H34V202H33ZM53 203H55V202H52V204H53ZM66 203H67V202H66ZM169 203H170V202H169ZM193 203H194V202H193ZM224 203H225V205H226L227 202L225 201ZM235 203H236V201H235ZM254 203H253V204H254ZM13 204H14V203H13ZM16 204H17V203H16ZM16 204H15V205H16ZM34 204H35V203H34ZM36 204H37V203H36ZM52 204H50V205H52ZM59 204H60V203H59ZM160 204H161V203H160ZM163 204H164V203H162V205H163ZM175 204H176V203H175ZM197 204H198V203H197ZM197 204H196V205H197ZM37 205H38V204H37ZM40 205H41V204H40ZM60 205H61V204H60ZM65 205H66V204H65ZM71 205H72V203H71ZM71 205L68 204V207L72 209V207H70ZM145 205H146V204H145ZM153 205H154V204H153ZM153 205H151V206H153ZM158 205H159V204H158ZM167 205L169 206L168 203H167ZM170 205H171V203H170ZM176 205H177V204H176ZM199 205L201 206L202 204L199 203ZM249 205H250V204H249ZM259 205H260V204H259ZM259 205H258V206H259ZM42 206H43V204L41 205V207H42ZM54 206H55V205H53L52 207H54ZM165 206H166V204H165ZM168 206H167V208H170V207H168ZM178 206H179V204H178ZM216 206H218V203H217ZM226 206H227V205H226ZM229 206H231V205H229ZM258 206H257V207H258ZM118 207H119V206H118ZM130 207H131V206H130ZM148 207H149V206H148ZM155 207H157V206L154 205V208H155ZM171 207H173V206H171ZM204 207H205V206L203 205V208H204ZM207 207H208V206H207ZM219 207H221V206H219ZM222 207H224V209H225V206H224L223 204H222ZM250 207H252V206L250 205ZM261 207H262V206H261ZM45 208H46V207H45ZM50 208H51V207H50ZM56 208H57V207H56ZM58 208H59V206H58ZM61 208H62V207H61ZM69 208H68V210H69ZM73 208H75V207H73ZM135 208H136V207H135ZM174 208H175V207H174ZM180 208H181V207H180ZM227 208H228V207H227ZM227 208H226V209H227ZM4 209H5V207H4ZM6 209H7V207H6ZM59 209H60V208H59ZM150 209H152V208L150 207ZM161 209H162V208H161ZM171 209H172V208H171ZM175 209H177V207H176ZM206 209H208V211H209V208H205V211H206ZM232 209H233V207H232ZM240 209H241V208H240ZM254 209H255V208H254ZM46 210H47V208H46ZM48 210H49V208H48ZM172 210H173V209H172ZM172 210H171V211H172ZM177 210H179V209H177ZM185 210H186V209H185ZM211 210H212V209H211ZM230 210H231V207L229 208V211H230ZM238 210H239V205H238ZM49 211H50V210H49ZM54 211H55V210H54ZM121 211H122V210H121ZM158 211H159V210H158ZM174 211H176V210H174ZM179 211H180V210H179ZM231 211L233 212L234 210H231ZM231 211H230V212H231ZM257 211H259V210H257ZM44 212H45V211H44ZM55 212H56V211H55ZM71 212H72V211H71ZM76 212H78V211H76ZM79 212H80V211H79ZM159 212H160V211H159ZM159 212H157V215L160 214ZM211 212H213V210H212ZM232 212H231V213H232ZM259 212H260V211H259ZM68 213L70 214V212H68ZM72 213H73V212H72ZM123 213H126V211H125V212L123 211ZM158 213H159V214H158ZM169 213H171V212L169 211ZM173 213H174V212H173ZM175 213H176V212H175ZM180 213H182V210H181V212H179V214H180ZM214 213H216V212L214 211ZM260 213H262V212H260ZM161 214H163V213L161 212ZM164 214H165V213H164ZM171 214H172V213H171ZM184 214H185V213H184ZM232 214H234V213H232ZM232 214H231V215H232ZM76 215H77V213H76ZM146 215H147V214H146ZM175 215H176V214H175ZM180 215H181V214H180ZM185 215H186V214H185ZM187 215H189V214H187ZM214 215L217 216V213L214 214ZM263 215H264V212H263ZM263 215L261 214V216H263ZM29 216H30V215H29ZM143 216H144V215H143ZM168 216H169V215H168ZM168 216H167V217H168ZM233 216H235V215H233ZM1 217H4V216H1ZM173 217H174V214H173ZM177 217H178V216H177ZM219 217H220L221 219L224 218V217H221V215H220ZM85 218H86V217H85ZM145 218H146V217H145ZM175 218H176V217H175ZM175 218H174V219H175ZM181 218H182V217H181ZM187 218H189V217H187ZM187 218H186L185 221H188ZM252 218H253V217H252ZM252 218H251V221H252ZM256 218H257V216H256ZM7 219H8V218H7ZM87 219H88V218H87ZM87 219H86V220H87ZM161 219H162V218H161ZM172 219H173V218H172ZM224 219H226V218H224ZM253 219H255V218H253ZM9 220H10V219H9ZM12 220H13V219H12ZM44 220H45V219H44ZM65 220H68V219L66 218ZM133 220H134V219H132L131 221L134 222ZM177 220H178V219H177ZM179 220H180V219H179ZM182 220H183V219H182ZM192 220H193V219H192ZM257 220H259V221L261 222L260 219L257 218ZM257 220L255 219L256 222H257ZM150 221H151V220H150ZM152 221H153V220H152ZM180 221H181V220H180ZM180 221H179V222H180ZM223 221H224V220H223ZM228 221H229V220H228ZM244 221H245V220H244ZM255 221H254V223H253L254 225H255ZM263 221H264V220H263ZM263 221H262V222H263ZM189 222H191V219H190V221H188V223H189ZM225 222H226V221H225ZM262 222H261V223H262ZM19 223H20V222H19ZM46 223H47V222H46ZM54 223H55V222H54ZM184 223H185V222H184ZM193 223H195V222H193ZM244 223H245V222H244ZM12 224H13V223H12ZM56 224H57V223H56ZM56 224H55V225H56ZM62 224H63V223H62ZM83 224H84V223H82V226H83ZM89 224H92V223L90 222ZM191 224H192V223H191ZM229 224H231V223L229 222ZM248 224H252V222H251V223H248ZM263 224H264V223H263ZM263 224H262V227H264ZM16 225H18V223H17ZM67 225H68V224H67ZM175 225H176V224H175ZM181 225H182V224H181ZM183 225H184V224H183ZM194 225H195V224H194ZM232 225H233V224H232ZM254 225H252V226L254 227ZM259 225H260V227H261V224H259ZM259 225H258V222H257V226H258V227H259ZM14 226H15V225H14ZM68 226H69V225H68ZM184 226H185V225H184ZM186 226H187V225H186ZM190 226H192V225H190ZM190 226H189V227H190ZM197 226H199V224H198V225L196 224V227H197ZM248 226H249V225H248ZM63 227H64V226H63ZM66 227H67V226H66ZM75 227H77V226H75ZM94 227H95V226H94ZM153 227H155V226H153ZM157 227H158V225H157ZM258 227H256V228H258ZM262 227H261L260 229H264V228H262ZM1 228H2V226H1ZM27 228H28V227H26V230H27ZM78 228H80V227L78 226ZM151 228H152V227H151ZM155 228H156V227H155ZM155 228H154V229H155ZM174 228H175V227H174ZM193 228H194V227H193ZM199 228H200V227H199ZM199 228H198V229H199ZM256 228H255V229H256ZM22 229H23V228H22ZM42 229H43V228H42ZM47 229H48V228H47ZM49 229H50V228H49ZM83 229H84V227H83ZM87 229H88V228H87ZM87 229H86V230H87ZM157 229H158V228H157ZM163 229H164V228H162V230H163ZM183 229H184V228H183ZM187 229H188V228H187ZM190 229H191V228H190ZM195 229H197V228H195ZM195 229H194V230H195ZM252 229H253V228H252ZM260 229H259V230H260ZM29 230H30V229H29ZM29 230H28V231H29ZM55 230H56V228H55ZM81 230H82V229H81ZM159 230H160V228H159ZM177 230H178V229H177ZM179 230L181 231V229H179ZM199 230H200V229H199ZM259 230H258V232H261V231H262V230H260V231H259ZM22 231H23V230H22ZM22 231H21V232H22ZM48 231H49V230H48ZM164 231H165V230H164ZM184 231H186V230H184ZM191 231H192V229H191ZM195 231H196V230H195ZM200 231H201V230H200ZM200 231H199V232H200ZM254 231H255V230H254ZM18 232H19V231H18ZM21 232L19 233V235H21ZM65 232H66V231H65ZM96 232H97V234H96ZM141 232H142V231H141ZM141 232H140V233H141ZM168 232H169V231H168ZM192 232H194V231H192ZM197 232H198V230H197ZM197 232H196V233H197ZM203 232H204V230H203ZM255 232H256V231H255ZM15 233H16V232H14V234H15ZM27 233H28V232H27ZM30 233H31V231H30ZM55 233H57V232H55ZM92 233H94V232H92ZM101 233H102V232H101ZM166 233H167V231L165 232V234H166ZM181 233H182V232H181ZM187 233H189V232L187 231ZM194 233H195V232H194ZM194 233H193V234H194ZM201 233H202V231H201L200 233H197V234L199 235V234H201ZM249 233H250V232H249ZM249 233H248V234H249ZM256 233H257V232H256ZM1 234H3V233L1 232ZM12 234H13V233H12ZM17 234H18V233H17ZM28 234H29V233H28ZM33 234H34V233H33ZM43 234H45V233H43ZM78 234H79V233H78ZM95 234H96V236L99 235V234H98V231H95ZM182 234H184V233H182ZM190 234H192V233H190ZM197 234H196V235H197ZM204 234H207V235H208V233H206V232H205ZM22 235H23V234H22ZM29 235H30V234H29ZM31 235H32V234H31ZM186 235H187V234H186ZM246 235H247V234H246ZM3 236H5V235H3ZM8 236H9V234H8ZM26 236L29 237L27 234H26ZM33 236H34V235H32V237H33ZM62 236H63V235H62ZM62 236H61V237H62ZM168 236H169V235H168ZM170 236H171L170 238H173L172 235H170ZM202 236H203V235H202ZM204 236H205V235H204ZM260 236H261V235H260ZM23 237H24V236H23ZM32 237H31V238H32ZM89 237H90V236H89ZM187 237H190V239H193L192 236H188V235H187ZM194 237H195V234H194ZM258 237H259V235H258ZM6 238H8V237H6ZM9 238H10V237H9ZM21 238H22V237H21ZM31 238H30V241L33 239V238H32V239H31ZM49 238H50V237H49ZM51 238H52V237H51ZM51 238H50V239H51ZM99 238H100V237H99ZM196 238H197V237H196ZM202 238H203V237H202ZM204 238H205V237H204ZM207 238H208V236H207ZM209 238H210V237H209ZM209 238H208V239H209ZM1 239H2V238H1ZM19 239H20V237L18 238V240H19ZM22 239H23V238H22ZM28 239H29V238H28ZM52 239H53V238H52ZM54 239H55V238H54ZM54 239H53V240H50V242H51V241L54 242ZM69 239H70V238H69ZM97 239H98V238H97ZM100 239H101V238H100ZM3 240H4V239H3ZM3 240H1V241L3 242ZM33 240H34V239H33ZM35 240H36V239H35ZM57 240H58V239H56V242L58 243L59 241H57ZM173 240H174V239H173ZM205 240H207V239H204V241H203V240H202V241L205 242ZM4 241H5V240H4ZM12 241H14L13 238H12ZM91 241H92V240H91ZM260 241H261V239H260ZM260 241H259V242H260ZM2 242H0V244H1ZM28 242H29V241H28ZM28 242H27V243H28ZM33 242H34V241H33ZM37 242H39V240H38ZM197 242H198L199 244L201 243V242H199V240L196 239V242H195V243H197ZM203 242H202V243H203ZM207 242H209V240H208ZM216 242H217V241H216ZM17 243H18V242H17ZM27 243H26V244H27ZM42 243H43V242H42ZM190 243H191V242H190ZM192 243H193V242H192ZM198 243H197V244H198ZM92 244H93V242H92ZM97 244H98V243H97ZM193 244H194V243H193ZM220 244H221V242H220ZM22 245H23V243H22ZM22 245H21V246H22ZM28 245H29V243H28ZM207 245H208V244H206V247L209 246V245H208V246H207ZM211 245H213V244H211ZM218 245H219V244H218ZM68 246H69V245H68ZM68 246H67V247H68ZM78 246H79V245H78ZM202 246H203V245H202ZM204 246H205V245H204ZM204 246H203V247H204ZM215 246H216V245H215ZM215 246H214V248H215ZM3 247H4V246H3ZM6 247H8V246H6ZM13 247H14V246H13ZM69 247H70V246H69ZM79 247H80V246H79ZM206 247H205V248H206ZM225 247H226V249L224 248V250H228V249H227L228 247H227V246H225ZM37 248H40V247H37ZM50 248H51V247H49V250H50ZM63 248H64V247H63ZM71 248H72V247H71ZM217 248H218V247H217ZM219 248H220V247H219ZM219 248H218V250H219ZM28 250H29V247H28ZM35 250H36V249H35ZM88 250H89V249H88ZM206 250H207V248H206ZM206 250H205V251H206ZM13 251H14V250H13ZM32 251H33V250H32ZM38 251L41 252L42 249H41V251L38 249ZM203 251H204V250H203ZM207 251H208V250H207ZM220 251H221V250H219V252H220ZM111 252H112V251H111ZM219 252H217V253H219ZM225 252H226V251H224V253H225ZM14 253H15V252H14ZM41 253H44V251H42ZM89 253H91V252H89ZM114 253H115V252H114ZM220 253H221V252H220ZM232 253H233V252H232ZM16 254H17V253H16ZM37 254H38V253H37ZM37 254H36V255H37ZM116 254H118V253H116ZM228 254H229V253H228ZM17 255H18V254H17ZM204 255H206V254L204 253ZM222 255H223V253H222ZM230 255H231V253H230ZM236 255H237V254H236ZM44 256H45V255H44ZM106 256H107V255H106ZM106 256H105V257H106ZM227 256H228V255H227ZM232 256H234V255H232ZM238 256H239V255H238ZM205 257H206V256H205ZM240 257H242V259H243V256H242V255H241ZM95 258H96V257H95ZM120 258L122 259V257H120ZM228 258H229V256H228ZM231 258H232V257H231ZM18 259H19V258H17V260H16L17 263L21 262V261H19ZM84 259H85V258H84ZM103 259H104V258H103ZM103 259H102V260H103ZM121 259H120V260H121ZM205 259H206V258H205ZM234 259H235V258H234ZM234 259H233V260H234ZM242 259H241V260H242ZM230 260H231V259H230ZM237 260H238V257H237ZM241 260H240V261H241ZM71 261H72V260H71ZM71 261H70V262H71ZM103 261H104V260H103ZM240 261H239V263H240ZM242 261H244V260H242ZM248 261H249V260H247L246 262H248ZM72 262H73V261H72ZM104 262H105V261H104ZM123 262H126V261L123 260ZM209 262H210V261H209ZM234 262H236V259H235ZM237 262H238V261H237ZM111 263H112V262H111ZM242 263H243V262H242ZM249 263H250V262H249ZM66 264H67V263H66ZM116 264H117V263H116ZM126 264H127V262H126ZM212 264H213V263H212ZM240 264H241V263H240ZM243 264H244V263H243ZM246 264H247V263H246Z\"/></svg>",
  "mask_w": 264,
  "mask_h": 264
}]
</instances>
